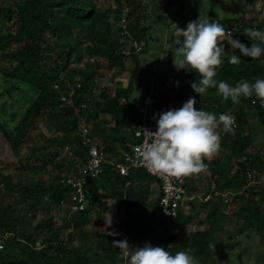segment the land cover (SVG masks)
<instances>
[{
	"label": "trees",
	"instance_id": "obj_1",
	"mask_svg": "<svg viewBox=\"0 0 264 264\" xmlns=\"http://www.w3.org/2000/svg\"><path fill=\"white\" fill-rule=\"evenodd\" d=\"M3 2L0 0V18L12 23L15 30L0 32V53L14 64V71L7 74L13 86H24L31 96L19 122L11 127L0 120V129L13 153L31 139L38 119H45L52 133H38L41 142L19 158L18 179L3 174L0 164V234L9 233L0 250V264H121L124 256L112 242L124 239L133 248L150 243L167 248L172 254L191 249L199 264H221V259L215 258V234L223 230V224H234L237 232L264 234V186L249 183L244 175L245 169L251 168L264 176V103L260 105V99L253 95L241 97L240 103L234 104L230 98L225 101L216 89L198 96L191 83L200 79L199 75L190 69L177 70L176 66L169 86L172 96L168 95L170 89L164 91L161 110L170 100L177 101L179 109L190 97L196 98L198 109L217 118L234 108V134L222 132V127L218 130L223 151L210 161L211 175L223 177L222 187L231 189L227 200L220 196L208 202V209L207 201L200 202L195 209L180 208L176 217H162L157 204L159 192L151 200L150 184L156 182L152 176L141 168L130 169L128 175L122 176L105 162L100 177L88 181V206L66 215L64 221L56 220L57 214L64 216L60 201L70 192L61 179L75 171L87 156L78 135L81 120L84 118L92 134L101 139L100 149L108 152L115 137L119 146L126 149L128 139L123 133L128 130L131 136L130 127L141 117L140 108L129 100L131 79L116 78L127 61L133 65L131 78L136 77L140 67L137 53L125 52L123 48L119 25L122 9L128 7L130 35L141 42L147 32L146 5L141 8L140 0H115L112 8L102 9L95 0ZM207 20L219 22L226 32L235 31V39L248 47L256 39L249 37L246 30L264 31V19L254 24L236 17ZM223 44L225 55L215 77L218 82L235 87L241 81L254 83L255 78L264 79V64L243 56L226 40ZM231 53L240 56L239 65L229 62ZM104 68L115 72L108 79L113 85L100 87L95 97V78L102 75ZM69 95L70 102L61 100ZM81 102L88 103L87 109L76 111ZM100 115H108L112 125L102 126ZM249 117L256 118L263 134L262 144L253 154L246 152L255 139ZM241 157L244 160H239ZM235 159L238 160L234 162ZM231 172L233 175L229 176ZM102 199L113 200L117 211L123 206L127 217L124 232L113 224L104 231L89 230L94 213L102 208ZM201 211L203 217L199 215ZM149 221L159 228H150L146 225ZM196 222L206 227L188 231L187 227Z\"/></svg>",
	"mask_w": 264,
	"mask_h": 264
},
{
	"label": "rangeland",
	"instance_id": "obj_2",
	"mask_svg": "<svg viewBox=\"0 0 264 264\" xmlns=\"http://www.w3.org/2000/svg\"><path fill=\"white\" fill-rule=\"evenodd\" d=\"M6 1L4 0L3 3H7ZM95 1L102 9L112 8L115 2V0ZM140 2L141 8L146 5L144 24L147 27L145 41L140 42L142 50L137 53L140 67L136 77L131 78L130 74L133 65L127 61L124 70L118 73L116 79L121 78L127 81L131 79L132 91L129 100L140 108L141 117L144 116L145 118H149L151 114L156 115L158 111H161L159 106L161 105L162 95L166 89H170V78L173 67L175 66L174 63L178 59L175 55L176 45L174 44V33L178 27L186 29L187 23L198 19L199 16L204 19L236 17L243 19L247 24L258 23L264 19V0H140ZM141 8L139 10L140 14L143 12ZM13 30H15V27L12 23H6L5 20L0 18L1 33H7ZM232 37L233 39L236 38L235 31L227 35L225 39H231ZM253 43L261 46L259 40H255ZM123 48L125 52H133L126 45ZM3 55L0 53V120H4L12 127L19 122L21 115L26 110L30 102L31 92L24 88V86H20L19 88L13 86L12 79L7 74L14 71V64L9 63ZM85 60L86 58L83 59V61ZM258 60L264 64V52H262ZM101 73V76L95 78L97 89L94 96L97 95L100 87L113 85L108 79L115 72L107 71L104 68L101 70ZM15 83L17 86L20 85L18 81ZM170 92H172L171 89ZM233 110L234 108L228 111L232 114ZM99 119L101 118L99 117ZM103 119L100 121H106L105 118ZM249 121L254 126L253 132L255 139L253 145L246 152L253 154L255 149L259 148L262 144L263 134L261 128L256 123V118L249 117ZM48 127L45 119H38L37 128L33 131L31 139H26L19 146L18 151L14 153L0 129V164L3 174L10 175L15 180L18 179L21 175L18 169L19 158L28 154L33 146L41 142L40 137L37 135L38 133L43 132L47 136L52 133V130ZM221 131L224 132L223 129ZM99 142L103 147L101 139ZM116 157L114 155L110 159ZM236 160L238 159H235L234 162ZM239 160H244V157H241ZM256 170H254V180L251 184L255 183L264 186V176L257 175ZM233 171H235V167ZM206 194L203 195L207 196ZM228 195L227 193L223 194L219 192L215 194L211 192L208 195L207 202H200H206L207 204L205 206L208 209L210 206L208 202L210 200L215 201L221 196L226 201ZM156 196V192L152 193L151 200L156 199ZM101 203L103 207L99 210L98 214L94 213L95 220L89 225V230L104 231L106 226L113 224L119 227L121 232H124L123 226L127 221V217L122 208L117 211L115 205L107 199H102ZM193 203L189 202V204ZM199 204L198 201L196 207ZM150 205L149 203L148 206ZM235 208H232V211ZM109 213L111 216V224H108V221H110ZM66 215L67 213L65 211L64 216L57 214L55 219L60 221L61 218L63 220ZM199 215L203 217L204 211H201ZM146 225H149L153 229L159 228L152 221L146 222ZM223 225V230L215 234L217 250L215 258L221 259V264H264V234L261 236L255 232H237L235 225L229 222ZM205 227L206 225L201 226L196 222L195 224L189 225L187 230L190 231Z\"/></svg>",
	"mask_w": 264,
	"mask_h": 264
},
{
	"label": "clouds",
	"instance_id": "obj_3",
	"mask_svg": "<svg viewBox=\"0 0 264 264\" xmlns=\"http://www.w3.org/2000/svg\"><path fill=\"white\" fill-rule=\"evenodd\" d=\"M246 32L249 37L264 43V31L249 28ZM227 35L222 24L200 16L189 21L186 29L178 27L174 33L177 70L190 69L199 75L200 79L191 83L198 96L216 89L225 101L230 98L234 104H239L241 97L251 98L253 95L264 103V79L255 78L254 83L241 81L235 87L215 79L223 63L225 40L231 48L251 59L260 58L264 52V48L256 43L248 47L233 37L225 39ZM229 62L239 65L241 58L231 53ZM196 104V98L190 97L179 109L158 113L157 130L144 129L148 141L136 150V162L149 172L166 178H185L205 172L208 168L205 159L210 161L220 151L218 129L222 126L224 132L234 134L235 118L229 114H220L217 118L211 112L198 109ZM108 224H111V216ZM112 245L127 258L128 264H199L191 249L172 254L167 248L150 243L133 248L126 239L114 240Z\"/></svg>",
	"mask_w": 264,
	"mask_h": 264
},
{
	"label": "built area",
	"instance_id": "obj_4",
	"mask_svg": "<svg viewBox=\"0 0 264 264\" xmlns=\"http://www.w3.org/2000/svg\"><path fill=\"white\" fill-rule=\"evenodd\" d=\"M129 9L124 6L122 9V14L119 19V25L121 27V41L131 49L134 53H139L142 50L141 43L134 39L130 35L129 31V19H128ZM227 33H230L228 30ZM77 83L75 86H79ZM54 87H57L55 85ZM70 96H62L61 100L63 102H70ZM254 103V100L252 101ZM260 105H263L261 100L257 101ZM88 103L81 102L77 107L76 111H81L87 109ZM174 109L171 103H168L166 108L162 109L159 113ZM234 117V115L227 113ZM159 118L157 116L153 121L146 122L144 119L136 122L130 127L132 141L127 144L126 149H124L119 157L114 159H108L105 152L100 149L98 140L92 134L88 124L85 122L84 118L81 120L79 126V139L83 147L86 148V159L82 164H80L75 171H72L65 175L61 179L64 185L70 188L69 195L66 199L60 201V205L64 207L67 215L76 213L84 210L88 206V181L89 179L99 178L103 170V163L107 162L112 165L113 169L117 171L120 175L126 176L130 169H144L147 174L152 176L159 186V196H158V212L162 217H176L179 209L182 208L185 201L191 200L186 191V179L185 178H166L160 175L149 172L145 167L136 162V150L145 142L148 141V134L144 129L155 132L157 130L156 120ZM235 118V117H234ZM237 123L235 119L234 128H236ZM222 127V126H221ZM244 175L248 179L249 183L254 180V170L251 168H246ZM202 201L208 200V197H203ZM9 233L5 232L0 234V250L3 249L4 241L8 238ZM121 264H128L127 258Z\"/></svg>",
	"mask_w": 264,
	"mask_h": 264
},
{
	"label": "crops",
	"instance_id": "obj_5",
	"mask_svg": "<svg viewBox=\"0 0 264 264\" xmlns=\"http://www.w3.org/2000/svg\"><path fill=\"white\" fill-rule=\"evenodd\" d=\"M175 67V66H174ZM173 67V68H174ZM172 74H173V72H172ZM163 79V78H162ZM172 79V75H171V78H170V80ZM159 80H161V79H159ZM168 95L170 96H172V92H169L168 93ZM168 103H171L172 105H173V107H174V109H177V107H178V102L177 101H173V100H170ZM160 109V108H159ZM160 111H158V113H159ZM150 117L149 118H145L144 116H142L140 119H138L136 122H139V121H141V120H145L146 122H151V121H153L158 115L156 114V115H153V114H151V115H149ZM101 119H103V118H105L106 119V121L108 122V120H109V116L108 115H100L99 116ZM155 117V118H154ZM104 120V119H103ZM106 121H104V122H101L100 124L102 125V126H105V127H109V126H111L112 125V123H110V122H108V123H105ZM124 135H126V137H127V139L128 140H126V144H129L131 141H132V137L130 136V133H129V131L128 130H125L124 131V133H123ZM94 136L97 138V140H98V142H99V140H100V138L97 136V135H95L94 134ZM100 143V142H99ZM111 150H109L108 152H105V154H106V156H107V158L108 159H110V158H112V156H117V157H119L120 156V154H121V152L123 151V147H120L119 146V143H118V138L117 137H115L114 139H112V142H111ZM221 148V147H220ZM220 152V151H219ZM218 152V153H219ZM113 154V155H112ZM220 154H217L214 158H216V157H218ZM213 158V159H214ZM212 160V159H211ZM210 160V161H211ZM210 161L209 160H207V159H205V163L208 165V168H207V170L205 171V172H203V173H201V174H199V175H194V176H190V177H188L187 179H186V191H187V193H188V195L190 196V197H193L191 200H189V202H194L193 204H189V202H184L183 203V206H182V208L184 209V210H187V209H189L190 207H193V209H195V208H197L196 207V205H197V202L199 201V203H200V201H202L201 199L203 198V197H208L209 198V193H219V192H221V193H223V194H225V193H230V191H231V189H228V188H223L222 187V184H223V177L222 178H220V179H217V176H213V175H211V173H210V167H211V163H210ZM209 174V175H208ZM233 175V173L231 172L230 174H229V176H232ZM217 180V181H216ZM128 183H126L125 185H127ZM150 189H151V193H154V192H156L157 194H158V192H159V188H158V184L156 183V182H152L151 184H150ZM99 191H100V188H99ZM204 191V193H202ZM201 193H202V195H201ZM207 193V194H206ZM206 194L207 196H204V195ZM107 200H109V202H111L113 205H115V207L117 208V205L114 203V201L113 200H111V199H107ZM207 201V200H206ZM112 206V205H111ZM103 207V206H102ZM121 208H122V210H123V206H121ZM199 225H201V226H203V225H206V224H199ZM203 229V228H202Z\"/></svg>",
	"mask_w": 264,
	"mask_h": 264
}]
</instances>
